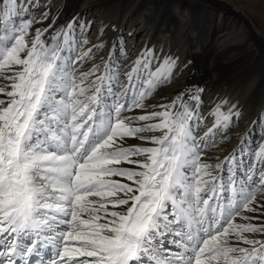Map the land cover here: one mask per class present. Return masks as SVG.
Here are the masks:
<instances>
[{
  "label": "snow or ice",
  "instance_id": "snow-or-ice-1",
  "mask_svg": "<svg viewBox=\"0 0 264 264\" xmlns=\"http://www.w3.org/2000/svg\"><path fill=\"white\" fill-rule=\"evenodd\" d=\"M37 6L0 0V264H264V143L246 148L249 129L203 159L239 112L217 104L199 136L203 89L146 104L175 60L153 70L144 50L126 82L111 53L80 71L87 38L74 23L33 35Z\"/></svg>",
  "mask_w": 264,
  "mask_h": 264
},
{
  "label": "bare ground",
  "instance_id": "bare-ground-1",
  "mask_svg": "<svg viewBox=\"0 0 264 264\" xmlns=\"http://www.w3.org/2000/svg\"><path fill=\"white\" fill-rule=\"evenodd\" d=\"M222 1L232 6L233 12L217 16L212 13L206 24L200 23L208 9L201 0H32V4L38 6L29 7L24 19L31 17L40 21L42 14L48 11L47 19L33 23L31 30L34 35L37 28H47L46 38L55 30L74 23L76 37L81 42L84 37L88 40L83 50L91 48L95 53L84 66L78 65L80 71H88L93 64L101 65L102 54L107 52L108 57L112 54L113 62L121 65V79L126 82L124 71L130 69L144 50L153 53V70L166 57L175 60L170 81L158 87L146 104L170 103L181 92L204 88V107L199 112L201 127L198 129L202 135L213 126L211 110L217 104L226 101L221 111L231 108L233 113L239 112L238 118H232L233 125L215 136V146L205 150L203 159L215 164L217 157L222 160L232 152L224 136H243L253 126L243 130L241 123L251 116L258 121L264 114V59L249 34L251 30L257 37L264 38V0ZM24 4L27 5L28 0H24ZM109 8L113 11L109 12ZM101 43L102 49L94 48ZM240 75L242 82L231 88L232 81ZM225 82L227 84L222 87ZM136 114H141V110H136ZM234 139L231 138V142ZM255 139L256 151L264 143V134L256 135ZM128 143L152 146L134 139ZM237 222H241L240 218ZM257 222H264V216L260 221L253 220Z\"/></svg>",
  "mask_w": 264,
  "mask_h": 264
},
{
  "label": "rangeland",
  "instance_id": "rangeland-1",
  "mask_svg": "<svg viewBox=\"0 0 264 264\" xmlns=\"http://www.w3.org/2000/svg\"><path fill=\"white\" fill-rule=\"evenodd\" d=\"M76 0H74V2H75ZM79 0H77V2H78ZM201 4L203 5H206V8L208 7V9H207V11L205 12V13H203V20H201L200 21V23H202V24H206L207 22H208V20H209V16H212V13H214L213 14V16L215 15V16H217L218 14H220V13H226V14H231L232 12H233V10H232V6H230L229 4H227V3H225L224 1H222V0H201ZM113 10L111 9V8H109V12H112ZM217 13V14H216ZM200 17V16H199ZM58 19H56V21H57ZM59 28H60V26H59ZM56 31H58V30H55L54 32H56ZM89 31H90V29L88 30V34H89ZM206 31V30H205ZM204 31V32H205ZM53 32V33H54ZM249 34L255 39V41H256V47L258 48V50H260L262 53H261V58H263L264 59V38H262V37H257L251 30L249 31ZM93 55H95V53L93 54ZM92 55V56H93ZM101 60V65H100V71L102 72V70L104 69L103 68V65H104V63L106 62V61H108L109 60V57L107 56V52H104L103 54H102V59H100ZM100 60H98V62H100ZM87 61L88 60H86L84 63H83V65L82 66H84L86 63H87ZM115 63H117V62H115ZM99 65V64H98ZM120 65V64H119ZM120 67H121V65H120ZM236 79V80H235ZM232 82L233 83H231V88H235V87H237L241 82H242V75H240V76H238V77H236ZM231 81V80H230ZM230 81H226V82H230ZM223 83L222 84V87L223 86H225L227 83ZM237 82V83H236ZM235 83V84H234ZM233 84V85H232ZM238 84V85H237ZM199 89H203V92H201V93H199V95H200V97H201V109L204 107V103H203V100L202 99H204V97H205V95H204V88H202V87H200ZM193 93H195L194 92V90H191ZM1 97V96H0ZM219 97V96H218ZM186 99H187V97H185ZM201 109H200V111H201ZM253 121H256V118L255 117H250V118H246L245 119V121H243L242 123H241V128H243V130L244 129H246L247 128V126H253L252 127V131L249 133V135H248V137H244V135L242 136V135H239V134H237V136L235 137V136H233V135H228L227 136V142L229 143V145H228V147L230 146V149L231 150H233V149H236L237 148V146L240 144V141H241V139L242 138H245L246 139V141H250V143H248V142H246L245 143V147L246 148H251L252 150H253V152L255 151V149H256V143H255V136L256 135H258V134H260L259 132H258V128H259V125H258V123L257 124H253ZM238 124H239V122H238ZM237 124V125H238ZM233 124H231V126H232ZM246 132H249V130H247ZM245 132V133H246ZM198 134H199V136H203L202 135V133L200 132V131H198ZM231 138H235L234 139V141H232L231 142ZM255 139V140H254ZM225 143V142H224ZM226 149H227V147H226ZM225 156H227V155H225Z\"/></svg>",
  "mask_w": 264,
  "mask_h": 264
}]
</instances>
